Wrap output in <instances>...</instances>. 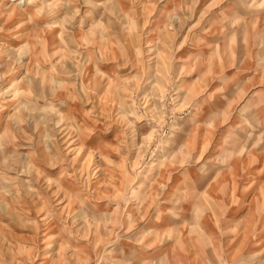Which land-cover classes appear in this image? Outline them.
Masks as SVG:
<instances>
[{"label": "rangeland", "instance_id": "obj_1", "mask_svg": "<svg viewBox=\"0 0 264 264\" xmlns=\"http://www.w3.org/2000/svg\"><path fill=\"white\" fill-rule=\"evenodd\" d=\"M65 1L0 0V264H264V0Z\"/></svg>", "mask_w": 264, "mask_h": 264}, {"label": "bare ground", "instance_id": "obj_2", "mask_svg": "<svg viewBox=\"0 0 264 264\" xmlns=\"http://www.w3.org/2000/svg\"><path fill=\"white\" fill-rule=\"evenodd\" d=\"M31 1L32 0H29V2ZM41 1L42 3L40 4V7L38 8V10L32 11L29 14L28 21L30 23L32 22L34 24L53 23L56 16H58V14H62V17L66 18L68 8H70L68 1H65V0H55L52 2L49 0H41ZM42 8H44L46 11L45 15H42L41 13Z\"/></svg>", "mask_w": 264, "mask_h": 264}]
</instances>
